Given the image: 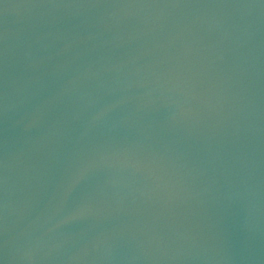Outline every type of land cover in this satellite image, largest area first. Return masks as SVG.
Masks as SVG:
<instances>
[{"label":"water","instance_id":"1","mask_svg":"<svg viewBox=\"0 0 264 264\" xmlns=\"http://www.w3.org/2000/svg\"><path fill=\"white\" fill-rule=\"evenodd\" d=\"M0 264H264V0H0Z\"/></svg>","mask_w":264,"mask_h":264}]
</instances>
